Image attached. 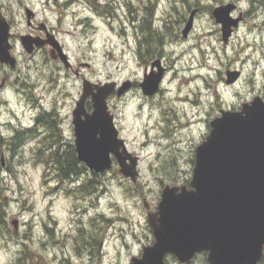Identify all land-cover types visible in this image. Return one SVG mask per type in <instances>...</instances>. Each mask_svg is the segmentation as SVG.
<instances>
[{
  "label": "rangeland",
  "instance_id": "rangeland-1",
  "mask_svg": "<svg viewBox=\"0 0 264 264\" xmlns=\"http://www.w3.org/2000/svg\"><path fill=\"white\" fill-rule=\"evenodd\" d=\"M84 1L69 5L67 0H0V15L10 25L13 54L19 58L15 70L0 66V80L8 77L10 82L0 97V123L11 120L13 110L23 117L22 123L30 125L33 110L19 102L14 92L26 82L34 87L40 105L58 112L54 124L51 112L45 119L50 129L58 130L59 140L74 139L72 110L81 95L82 81L54 61L48 48L31 55L16 42L19 35L31 32L25 14L30 9L35 14L33 32L38 33L39 24L51 28L68 64L86 80L98 85L134 84L121 97L108 98L107 105L127 151L138 159L139 175L131 182L115 164L98 175L95 190L101 189L99 193L81 197L73 190L74 178L59 181L56 169L45 163L48 152L41 151L35 136L29 138L20 151L8 154L10 171H0V264L16 263L17 251L22 247L28 251L35 245L30 238L35 241L42 235L40 264H129L132 257L141 255L143 246L153 243L143 201L153 212L166 185H188L194 149L220 110L238 109L255 96L264 98L263 3L160 0L152 18L165 19L169 38L159 47L160 56L148 60L139 57L135 44L132 17L143 14L142 8L133 5L137 0H115L117 4L109 8L111 15L101 13L104 9L97 4L114 0ZM230 1L238 2L239 10L248 15L223 44L220 27L210 12ZM196 7L200 10L193 27L183 37L188 14ZM156 60L167 71L155 95L144 96L138 83ZM228 70L240 73L231 85L225 84ZM86 170L77 182L92 178L87 175L93 173ZM44 225L55 228L54 236L44 231ZM165 262L178 264L173 257ZM192 264H206V255H197Z\"/></svg>",
  "mask_w": 264,
  "mask_h": 264
},
{
  "label": "water",
  "instance_id": "water-1",
  "mask_svg": "<svg viewBox=\"0 0 264 264\" xmlns=\"http://www.w3.org/2000/svg\"><path fill=\"white\" fill-rule=\"evenodd\" d=\"M234 3L219 5L211 11L220 26L221 41L227 44L242 15L231 16ZM198 9L191 11L181 31H191ZM30 23L32 11L26 9ZM10 26L0 15V64L14 68L16 59L9 44ZM27 54L42 46L35 38L21 36ZM47 43L68 66L65 54L54 37ZM139 87L144 96L159 89L164 68L161 61L150 65ZM156 68V69H155ZM225 84L240 77L238 71H226ZM132 83L116 89V83L82 82V92L72 112L74 144L78 162L90 172L103 174L113 167L132 182L138 177L137 157L129 153L110 114L107 99L115 92L124 95ZM89 99L92 111L87 113ZM148 209V204L143 201ZM146 222L153 243L142 248L140 257L129 264H165L172 255L180 264H191L198 253H206L207 264H259L264 253V99L255 96L237 110H220L209 122V133L194 149V165L189 187L166 185L155 212H147ZM17 229L16 221L12 222Z\"/></svg>",
  "mask_w": 264,
  "mask_h": 264
},
{
  "label": "flooded vegetation",
  "instance_id": "flooded-vegetation-1",
  "mask_svg": "<svg viewBox=\"0 0 264 264\" xmlns=\"http://www.w3.org/2000/svg\"><path fill=\"white\" fill-rule=\"evenodd\" d=\"M75 1L81 2L82 0H67L66 3L71 5V4H74ZM87 1L88 0H85L84 2L87 4L88 3ZM159 2H160V0H137L136 3L133 2V5L137 10L142 8V11H143V8L145 6L153 7V14H154L155 9L157 8L156 4ZM230 2H232V1H230ZM107 4L109 5V7L115 6L117 4V1H115V0L112 1V4L109 2H105L104 5L101 4V2H99V5H101V7L106 6ZM235 4L237 5V8H236L235 12L233 13V17H236V16L242 14L243 20L245 21L247 15H248V12L240 11L238 8V2H235ZM25 14H26V12H25ZM143 16H144V11H143V14L141 16H140V13H137V15H135L134 18L132 19V27L134 28V32H135L134 37H135V44L137 46V52H140V48L144 47L143 45L147 42L145 40L154 36L155 34L159 35L160 40H164L162 43H160V46L165 45L167 39L169 38L168 37V31H167L168 25H166L165 19L161 18V20L154 21V18L151 17L152 28L151 29L148 28V29L152 33L150 34V32H149V34H147L145 31L146 30V27L144 26L145 24H143V19H144ZM34 17H35V14L32 11L30 23L26 19L27 26L29 27L31 32L28 33L27 35H19L18 36L19 38H18V40H16V42L17 43L19 42L21 44V42H20L21 36H28V37L37 39V41L42 43V46L33 48L31 55L36 54L38 52H41L42 50L48 48L50 55H51V58L54 61H58V63L61 62L60 64L62 65V68L64 70L71 71L75 78H80L81 81L83 82V80H85V77H83L82 74L78 70H74V68H72V66L70 64H68V66H66L62 62V60L60 59L58 53L54 52L52 50L51 46L47 43V35L53 37L52 36L53 33L51 32L52 29L49 27H46L44 24H39L38 29H37L38 33L33 32L35 27H33L32 19ZM81 23H84V21H82ZM10 31H11V28H10ZM12 37H13V35L10 32V36L8 39L9 44L11 45L10 53L16 59V65L14 68H11L9 65H5V64H0V66H2L4 69L8 68L10 70H15L17 67V63L19 62V58L15 57V55L13 54L15 44L11 42ZM60 47L62 48L61 45H60ZM62 51H63V48H62ZM67 59L68 58L66 57V60ZM161 61H163V60L161 59ZM162 65H164V64L162 63L161 66ZM163 68H164V74H163V77H164L167 69H166V67H163ZM150 71H151V67H150ZM163 77H162V79H163ZM53 79L56 80V78H53ZM18 80H19V78L17 79V81ZM51 82H53V81L51 80ZM139 83H138V87H139ZM9 85H10V82L8 80V77H3L0 80V97L4 94L5 91H7V89L9 88ZM133 85L134 84H132V86ZM20 86L21 87L17 86V88L15 89L14 92L17 94V98H18L19 102L25 103L26 107H29L31 110H33L31 115H30L31 122H30L29 126L25 125L24 123H22L23 117L20 118L17 114H15L13 112V110H11V113H12L11 114V120L5 121L4 123H0V145L2 144L1 149H0L1 150V152H0V171H2V169L5 170V172L10 171L11 159L8 157V154L9 153L15 154L16 152L20 151V149H22L26 145L28 139L33 137V136L36 137L35 140H39L37 145L40 147L41 150H46L47 152L56 150L58 153H62V154L65 153L63 155L66 159L68 158L69 161L67 163L70 164L72 161L71 159L76 157L75 144H74L75 137H74V129H73V125H72V119H71V126H72V136L74 138L73 141L72 142L60 141L59 137H58L59 135L57 134L58 130H55L56 128L50 129L49 128L50 123L47 119H45V117L47 115H49L51 112L52 113L51 116H52V120H53L52 124H54L55 123L54 118H56L58 116V114H57L58 112H55V111L52 112L53 110H47L44 108L43 105H40V102H39L40 100L37 98V94L34 91V87L32 86V84L25 82V83H21ZM116 86L118 87V83H116ZM24 89L25 90L27 89V91H25ZM139 89H140V87H139ZM140 91H141V89H140ZM141 93H142V91H141ZM114 95L115 94L113 93L109 98H113ZM153 95H155V93ZM76 102H75V106H76ZM75 106H74V108H75ZM84 106H85V110L87 111V113H90L92 111L91 103H90L89 99H87L85 101ZM74 108H73V110H74ZM108 109H109V107H108ZM73 110H72V112H73ZM45 120H46V123H45ZM2 131H6L4 136H3V134H1ZM48 140H50L49 143L47 142ZM44 146L47 148H43ZM76 159H77V157H76ZM193 165H194V161H193ZM43 227L45 228V230H44L45 232H48V234H50L51 236H54V229L55 228L53 226L47 227L44 225ZM43 238H44L43 235L40 236L39 238H37L35 241L30 238V240L32 242H34L35 245L30 246V249L28 250L29 252L26 251L25 247H22V249L20 251H17L18 256L15 260L16 263H13V264H18V263L35 264V262L40 264V262L43 258V253H44L43 245H44L45 240ZM55 243H56V241H55ZM20 254L22 255L21 257H20Z\"/></svg>",
  "mask_w": 264,
  "mask_h": 264
},
{
  "label": "trees",
  "instance_id": "trees-1",
  "mask_svg": "<svg viewBox=\"0 0 264 264\" xmlns=\"http://www.w3.org/2000/svg\"><path fill=\"white\" fill-rule=\"evenodd\" d=\"M257 1L259 3L264 4V0H257ZM97 6L101 7V5H99V4H97ZM102 8L104 9V12L101 11V13H104L105 15L106 14L111 15V10L109 9L110 7L108 5L102 6ZM102 8H101V10H102ZM143 11H144L143 24H145L144 26L146 27V30H145L146 33L149 34V32H150L149 29L152 28L151 17L153 15V7L145 6L143 8ZM134 12H135V9H134ZM131 15H133V14H131ZM133 18H134V16L132 17V19ZM151 33L152 32H150V34ZM145 41H147V42L143 45L144 49L140 48V52L138 53L139 57L140 58H147L148 60H150L154 56H160L159 47H160V43H162L164 40H160L159 35L155 34L154 36L146 39ZM41 151H43V150H41ZM44 151H43V153H44ZM46 156H48V157L46 158L45 163L47 165H51V167L53 166L56 169V171L58 172L57 177H58L59 181H65L67 179L74 178L75 182L73 183V185L76 188H74V189L72 188V189L74 190V192L77 195H79L81 197H85L88 195L97 194L101 191V189H100V191L95 190V188L99 184V179L97 180V178H101V177H98L97 174H88L87 175V177L88 176L92 177V178L94 177V179L86 178V180H83L81 182H77V178L80 177L81 173L83 171L86 172L87 170L84 167V165H82L81 163H79L77 161L76 157L71 159L72 160L71 163L68 164L67 163L69 161L68 158L66 159L62 153H58L56 150L49 151ZM53 164H55V165H53ZM1 215H2V212H0V223H1ZM84 233H86V232L84 231ZM263 262H264V255H263L260 263L263 264ZM18 264H23V263H18Z\"/></svg>",
  "mask_w": 264,
  "mask_h": 264
},
{
  "label": "bare ground",
  "instance_id": "bare-ground-1",
  "mask_svg": "<svg viewBox=\"0 0 264 264\" xmlns=\"http://www.w3.org/2000/svg\"><path fill=\"white\" fill-rule=\"evenodd\" d=\"M112 25V24H111Z\"/></svg>",
  "mask_w": 264,
  "mask_h": 264
}]
</instances>
